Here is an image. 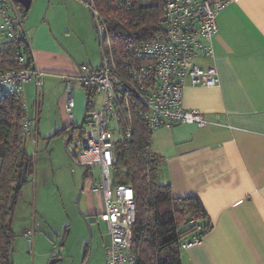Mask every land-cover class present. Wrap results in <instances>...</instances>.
<instances>
[{"label": "crops", "instance_id": "1", "mask_svg": "<svg viewBox=\"0 0 264 264\" xmlns=\"http://www.w3.org/2000/svg\"><path fill=\"white\" fill-rule=\"evenodd\" d=\"M227 1L218 14L214 55L202 61L216 66L220 81L213 86L187 84L183 93L184 107L201 111L210 124L181 123L153 131L152 149L161 158L159 182L171 185L174 198L197 197L211 225L199 243L182 251V264H264V0ZM88 8L86 0H32L26 13L25 35L34 64L43 72L39 114L60 108L55 132L66 129L69 134L66 80L75 79L84 64L101 63ZM24 89L28 112L36 116L35 81ZM86 93L85 88L76 93L77 123L86 111ZM40 119L33 124L36 146L26 144L34 161L41 144ZM53 133L44 139L68 137ZM86 183L89 211L100 222L104 193ZM15 223L16 217L14 230ZM30 231L35 230L26 233ZM25 237L33 247L34 239Z\"/></svg>", "mask_w": 264, "mask_h": 264}, {"label": "built area", "instance_id": "2", "mask_svg": "<svg viewBox=\"0 0 264 264\" xmlns=\"http://www.w3.org/2000/svg\"><path fill=\"white\" fill-rule=\"evenodd\" d=\"M155 0H116L120 6L149 4ZM163 30L154 37L127 48L124 58L117 63L110 43L106 21L92 2L93 17L101 48L98 67L84 64L76 76L77 84L94 94L84 123L74 133L69 143L71 154L88 170L99 166L101 182L94 185L105 197V210L99 220L105 223L108 242L105 259L107 264H139L140 255L132 247L133 224L136 220L135 194L130 185L113 184L116 146L123 137L133 132L130 113L142 118L153 132L158 127L176 124H210L204 114L187 109L183 104L187 84L213 86L220 81L215 65H204L201 59L214 55L213 38L218 29V14L227 0H160ZM18 0H0V53L5 44L18 42L25 34L26 15ZM13 60L24 63V47ZM29 68H3L0 57V92L20 95L27 116L23 135L37 143V130L33 129L41 108L43 72L33 59ZM34 80L37 98L32 116L28 112L24 85ZM66 111L70 127L80 125L75 121V86L66 80ZM97 103L96 107L93 105ZM152 152L153 149L151 150ZM126 171V168H122ZM191 222H194L193 220ZM34 232L26 233L33 242ZM202 236L193 235L182 243V251L200 242Z\"/></svg>", "mask_w": 264, "mask_h": 264}, {"label": "trees", "instance_id": "3", "mask_svg": "<svg viewBox=\"0 0 264 264\" xmlns=\"http://www.w3.org/2000/svg\"><path fill=\"white\" fill-rule=\"evenodd\" d=\"M92 2L106 21L111 48L117 63L128 57L127 48L148 40L163 30L160 0L149 4L120 6L116 0H86ZM19 6H23L18 3ZM26 15L27 11L23 8ZM24 47L26 62L13 60ZM0 57L3 68H29L33 60L29 55L26 35L18 42L5 44ZM87 91L86 111L93 103L94 94ZM27 111L20 95L2 92L0 97V264H14L13 252L16 233L14 222L22 199V169L28 162V176L34 170L33 157L27 151V138L23 123ZM132 135L121 138L116 146L113 184L130 185L135 194L136 220L133 224L132 247L140 255L139 264H182V243L188 236H203L211 225L197 197L174 198L170 184L159 182L161 158L152 152L153 132L134 112L130 113ZM78 129V127H75ZM68 135L62 130L54 133ZM75 160L78 158L75 156ZM78 162V161H77ZM126 168V171H122ZM88 173V172H87ZM28 181V180H27ZM181 213V214H180ZM180 214V215H179ZM190 215L195 222L182 221ZM90 256L86 247L85 259ZM84 259V261H85Z\"/></svg>", "mask_w": 264, "mask_h": 264}, {"label": "rangeland", "instance_id": "4", "mask_svg": "<svg viewBox=\"0 0 264 264\" xmlns=\"http://www.w3.org/2000/svg\"><path fill=\"white\" fill-rule=\"evenodd\" d=\"M88 9L94 22L90 8ZM99 61L95 63L96 66ZM71 83L75 86L76 99L78 89L83 90V88L77 84L76 77L71 79ZM1 95L0 92V97ZM96 106L97 103L93 105V107ZM67 114L66 111L65 117ZM38 117V120L41 117V136L39 137L41 144L37 155L34 156V167H36L33 176L30 177V181L23 190V197L16 211L15 233L17 236L13 252L15 264H50L54 258L60 259L55 264H107L105 259V248L108 242L106 226L91 216L86 202V189L83 191L80 207L77 203L86 166L78 165L77 161L70 158L65 149L66 139L63 135L44 139V136H49L50 132L55 133V122L60 123L61 110L59 108L55 113V110L50 112L48 108H45V111L40 112ZM28 142L36 146L30 140ZM42 176L46 177L43 178V182L41 181ZM86 179L88 185L100 183L102 179L100 167L94 166L89 169ZM82 212L87 216L91 225V243L90 233ZM190 218L191 216L187 215L185 218L182 216L180 220L183 219L185 222ZM192 220L190 219L186 226L193 225L195 221L191 222ZM29 229L35 230L33 247L25 237ZM88 242L90 244L87 249L90 256L85 259Z\"/></svg>", "mask_w": 264, "mask_h": 264}, {"label": "water", "instance_id": "5", "mask_svg": "<svg viewBox=\"0 0 264 264\" xmlns=\"http://www.w3.org/2000/svg\"><path fill=\"white\" fill-rule=\"evenodd\" d=\"M18 2L21 3L24 6L25 11H28L29 8H30V5H31L32 0H18ZM91 13H92V16H93V10L92 9H91ZM85 117H86V112L84 113V116L82 117V120L80 122L81 125L84 123ZM73 131H74V127H70L69 128L68 137L65 140V149L68 152L70 158L73 159V160H75V157H74L73 154H71L70 148L68 146L69 143H70V141H71V139L73 138ZM77 164L78 165H81V166H85L82 163H77ZM87 172H88V168L86 167L85 170H84V172H83L82 184H81V187H80V190H79V193H78L77 203H78V206L79 207H80L81 198L83 196V191H84V188H85V183H86L85 176H86ZM27 180H28V162H25L24 163V166H23V169H22V183H26ZM82 216H83L84 220L87 223L88 231L90 233V243H91V240H92L91 225H90V222L88 221L87 216L84 215L83 212H82ZM59 260H60L59 258H54V259H52V261L50 262V264H55Z\"/></svg>", "mask_w": 264, "mask_h": 264}, {"label": "flooded vegetation", "instance_id": "6", "mask_svg": "<svg viewBox=\"0 0 264 264\" xmlns=\"http://www.w3.org/2000/svg\"><path fill=\"white\" fill-rule=\"evenodd\" d=\"M82 125L80 124V125H78V126H75V127H81ZM74 127V131H73V136H74V133H75V131H76V128ZM98 222V221H97ZM102 222V221H101ZM105 224V223H104ZM88 244H90L89 242L88 243H86V247L88 246Z\"/></svg>", "mask_w": 264, "mask_h": 264}]
</instances>
